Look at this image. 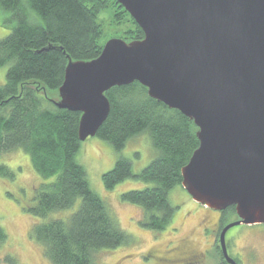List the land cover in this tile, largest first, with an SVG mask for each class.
Listing matches in <instances>:
<instances>
[{
    "label": "trees",
    "instance_id": "trees-1",
    "mask_svg": "<svg viewBox=\"0 0 264 264\" xmlns=\"http://www.w3.org/2000/svg\"><path fill=\"white\" fill-rule=\"evenodd\" d=\"M108 1L0 0V10L14 20L10 33L0 40V67L7 69L6 83L0 86V153L21 149L37 174L54 176L53 181L35 189L34 202L25 209L41 219L33 225L31 237L52 264H93L100 250L130 241L106 203L92 191L87 172L75 159L80 146V114L56 108L49 100L55 94L43 93L56 92L63 81V52L76 61L100 55L102 46L97 40L101 33L95 17ZM111 1L118 10V20L128 14ZM133 23L135 29L128 32L125 41L143 36ZM105 95L110 110L95 136L108 141L116 152L132 137L146 133L157 155L138 173L132 170L130 160L117 157L101 177L103 186L111 189L128 178L150 183L123 192L121 200L141 208L138 222L144 228L162 231L171 223L175 209L169 193L173 187H181V167L198 147L196 126L179 111L151 98L137 82L115 86ZM0 176L13 177L3 164ZM76 202L78 207L67 216H52L72 209ZM220 214V221L237 218L233 206ZM7 242V232L0 225V264H22L3 251ZM215 247L219 252L217 243Z\"/></svg>",
    "mask_w": 264,
    "mask_h": 264
},
{
    "label": "water",
    "instance_id": "water-1",
    "mask_svg": "<svg viewBox=\"0 0 264 264\" xmlns=\"http://www.w3.org/2000/svg\"><path fill=\"white\" fill-rule=\"evenodd\" d=\"M115 1L142 38H110L90 61L63 52L64 79L49 100L80 114V142L108 115L105 92L134 82L190 119L198 147L181 167V187L208 209L235 208L216 241L223 262L237 264L226 233L264 224V0Z\"/></svg>",
    "mask_w": 264,
    "mask_h": 264
},
{
    "label": "rangeland",
    "instance_id": "rangeland-1",
    "mask_svg": "<svg viewBox=\"0 0 264 264\" xmlns=\"http://www.w3.org/2000/svg\"><path fill=\"white\" fill-rule=\"evenodd\" d=\"M117 11L113 1L109 0L96 14L95 23L99 25L101 33L97 40L99 46L103 47L110 38L126 39L128 32L135 29L129 15L123 14L118 20L115 15ZM13 27L14 20L9 13L0 10V40ZM6 71V66L0 67V86L6 83ZM46 94H55L54 97H57L58 90ZM156 155L157 152L146 133L132 137L121 151L116 152L108 141L96 136L80 142L76 161L87 172L92 191L106 203L110 214L130 239L118 248L100 250L95 255L93 264H160V258L167 249H172L166 254L173 262L183 259L185 253L192 252L198 254L199 260L196 264H222L215 247L216 240L220 229L235 221L234 217H225L220 221L219 211L198 204L190 199L182 187L175 186L168 196L175 207L172 221L162 231H153L138 222L143 214L140 207L121 200L123 192L144 188L150 183L128 178L111 189L104 188L101 177L113 167L117 157L130 160L132 170L138 173ZM0 164L7 166L13 175L10 178L0 176V225L6 230L8 240L3 251L15 256L22 264H52L44 256L41 246L31 237L33 225L41 219L31 216L25 209L33 204L35 189L42 183L53 181L54 176L41 177L37 174L30 164L29 156L21 149L0 153ZM78 205L76 202L72 209L56 212L52 216L65 217L75 211ZM225 241L229 255L237 264H264V224L237 225L229 229Z\"/></svg>",
    "mask_w": 264,
    "mask_h": 264
},
{
    "label": "flooded vegetation",
    "instance_id": "flooded-vegetation-1",
    "mask_svg": "<svg viewBox=\"0 0 264 264\" xmlns=\"http://www.w3.org/2000/svg\"><path fill=\"white\" fill-rule=\"evenodd\" d=\"M219 219V218H218ZM172 249H167L166 251L163 252V257L160 258V261L162 263L160 264H169V263H174L177 262L176 264H196L198 259V254L197 253H192V252H187L185 253V257L183 259H177L174 262L172 261V258L169 257L168 254Z\"/></svg>",
    "mask_w": 264,
    "mask_h": 264
},
{
    "label": "bare ground",
    "instance_id": "bare-ground-1",
    "mask_svg": "<svg viewBox=\"0 0 264 264\" xmlns=\"http://www.w3.org/2000/svg\"><path fill=\"white\" fill-rule=\"evenodd\" d=\"M122 39V38H121ZM124 40V39H123ZM205 207V206H204ZM207 208V207H206ZM212 210V209H211ZM216 211H218V210H216ZM219 212H222V211H219ZM230 223V222H229ZM240 225V224H239ZM250 225H252V224H250ZM50 261V260H49Z\"/></svg>",
    "mask_w": 264,
    "mask_h": 264
}]
</instances>
